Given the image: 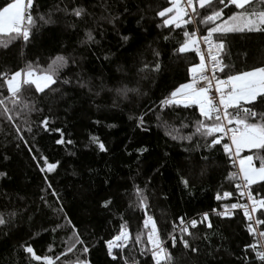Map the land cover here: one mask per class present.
Returning a JSON list of instances; mask_svg holds the SVG:
<instances>
[{
    "label": "trees",
    "instance_id": "obj_1",
    "mask_svg": "<svg viewBox=\"0 0 264 264\" xmlns=\"http://www.w3.org/2000/svg\"><path fill=\"white\" fill-rule=\"evenodd\" d=\"M5 2L0 0V6ZM56 4L67 5L69 9L83 5L91 15L77 19L55 13L54 23L37 21L29 42L13 40L6 49L0 47V72L16 71L26 61L38 60L46 65L48 58L57 53L71 55L77 66L68 75L74 82L76 72L84 80L90 78L92 92L73 83L61 87L66 93L63 98L60 93L44 97L22 86V97L34 98L41 111L17 115L19 108L14 109L10 101H6L7 107L13 110L5 114L0 106V172L6 173L0 176V213L6 220L10 213H17L7 227L0 226V264H44L26 254L22 245H31L38 256L52 257L53 264H62L66 258L74 259L71 254L56 259L63 250L62 240L71 234L70 227L55 233L50 230L56 222L66 223L62 218L57 220L56 209L61 206L89 248L85 254L89 264H123L122 260L113 261L107 255L105 241L117 234L123 221L127 222L133 237L142 229L144 214L139 209L129 208V203L135 200L133 184L141 188L147 185L148 215L156 220L162 238L172 231L173 224L178 226L174 233L177 245L172 248L170 241L165 244L171 255L163 264H246L229 243L226 228L231 223L222 222L223 218L212 212L235 203L238 190L226 179L227 172L234 170L231 162L220 146L211 152L203 149L185 152L188 143L172 140L156 119V114H160L177 127L180 122L174 112L187 117L185 123L203 119L195 105L189 109L165 108L162 113L159 109L161 99L181 83L189 82L187 69L199 62L194 52L180 55L174 51L177 41L183 38L182 29L191 31V26L163 25L164 18L157 17L156 12L169 7L168 0H34L30 11L36 18ZM101 5L107 6V12ZM230 10L241 11L229 6L224 10L225 15L230 14ZM109 13L119 17L114 24L107 20L95 23L101 14ZM86 28L95 29L98 44H81ZM200 29L203 33L204 26ZM122 36L129 39L123 41ZM164 36L169 39L164 40ZM224 39L222 58L232 66V73L264 67V32L229 33ZM156 51L158 57L154 54ZM157 62L161 65L159 71H139L143 65L151 68ZM219 78L224 79V73ZM101 83L107 85L103 91L99 88ZM121 85L138 91L129 92L126 99L117 96L115 91H108ZM96 92L99 95H95ZM3 95H8L6 90ZM149 108L153 111H148ZM142 113H146L143 128L136 126L135 119H129L130 115ZM8 116H12V120ZM45 117H49L48 130L41 124ZM56 128L61 132L54 131ZM183 134H187L186 129ZM90 137L98 138L107 151L101 152ZM61 138L65 143L57 144ZM68 140L73 143L67 144ZM224 142L222 140V144ZM141 148L147 151L139 154L137 149ZM33 155L38 159L42 155L49 163L59 161V164L52 172H41ZM202 155L209 158L203 160ZM245 155H253L254 163L259 166L255 157H264V151L247 150ZM40 163L43 166V162ZM181 177L187 179V187L181 183ZM53 189L59 194V200L51 195ZM250 190L264 196V188L259 185H253ZM225 191L232 195L226 200L215 198L218 193L223 197ZM41 196L47 203L41 201ZM108 199L112 203L106 209L101 205ZM261 211L264 210L255 213L256 218L264 219ZM205 212L209 213L213 227L208 229L198 224L195 229L189 228L193 236H184L190 244L185 249L179 242L178 218L183 217L185 222L192 218L199 220ZM234 220V226H241V220ZM246 222L249 223L247 219ZM259 230L264 231V225H259ZM143 231L146 239L147 229ZM193 247L196 252L191 250ZM116 251L114 249V254ZM124 255H128L127 249ZM136 259L139 264L145 261L154 264L150 252L137 255Z\"/></svg>",
    "mask_w": 264,
    "mask_h": 264
},
{
    "label": "snow or ice",
    "instance_id": "obj_2",
    "mask_svg": "<svg viewBox=\"0 0 264 264\" xmlns=\"http://www.w3.org/2000/svg\"><path fill=\"white\" fill-rule=\"evenodd\" d=\"M34 0H6L0 6V37L6 36L7 39H0V47L7 48L9 43L13 40H21L29 42L33 35V30L37 28V21L41 24L54 23L52 19L55 13H63L64 15H72L77 19H82L85 15H91L83 5H76L69 9L67 5L63 7L60 4L52 6L48 12L38 14L36 18L31 14V9ZM62 2V0H61ZM169 7L156 12V16L163 19L164 26H174L175 28H182L183 26H191L192 30L188 31L182 29L183 38L177 41V47L174 51L177 54L183 55L188 52H194L199 57L198 63L191 64L187 71L190 74V80L187 83H181L174 88L168 95L159 101L160 112H164L165 108L174 110L176 108L189 109L195 105L199 110V116L203 119H196L195 121L187 120V117H181L179 113H173L175 118L179 120V127L175 124L169 123L168 120L163 119L160 114H156L158 126L165 130V134L174 141H186L189 147L184 149L185 152H199L201 149L208 152L216 150L217 146L221 147L222 152L227 156V160L231 162L233 167H237L238 171H228L226 179L233 182V186L239 191L241 197L246 195L249 203H231L223 206V211L213 209L212 212L217 216L231 217L234 212L231 210L242 209L243 216L249 221L247 231L255 238L258 236L264 241V231H257L253 226L264 225V219L255 218L258 210H264V196H261L257 191L253 194L251 187L259 185L264 188V157L257 156L259 166L254 163L253 155L240 156V153L245 150H260L264 151V67H257L250 71H240L232 73V66L224 63L223 58L219 56L225 50V36L229 33H252L264 32V0H168ZM229 6H234L235 9L241 11H231L230 14L225 15V9ZM104 7L107 12V6ZM202 10V11H201ZM127 11V9H125ZM170 14V15H169ZM166 17V18H165ZM119 17L115 15L101 14L95 23L107 20L109 24H114V21ZM143 19V17H141ZM204 26L203 33L198 35L201 31L200 26ZM159 27V25H157ZM95 29L86 28L84 30V39L81 44L92 45L98 44L99 41L95 37ZM215 36V40L213 37ZM123 41H127L129 37L122 36ZM168 40V36L163 37ZM206 46L202 50L200 45ZM157 57L159 52L154 53ZM108 59L107 56L104 57ZM210 62V68H209ZM77 66L75 57L71 55H63L57 53L53 57L48 58L46 65H41L39 61H26L23 67L12 72H0V95H3L6 90L8 95H3L0 99V106H3L5 114L12 111L6 105V101L15 108H19L17 115L20 112L25 114L33 111H41L42 109L36 107L34 98L22 97V86L24 90H33L37 95L42 94L44 97H49L55 93H60L63 98L66 93L61 91L62 86H68L75 83L78 87L87 89L92 92L91 79L84 80L79 72L75 73L76 80L68 75ZM161 65L159 62L149 68L145 64L140 72L159 71ZM226 69L228 71H226ZM211 73L209 75L208 73ZM224 73L225 78L220 79L216 74ZM215 81V92L219 94L218 101L210 96V89L213 87ZM107 87L106 84L101 83L99 88L103 91ZM108 91H115L117 96L127 98L129 92H137L135 88H128L127 85H121L114 89L109 88ZM95 95H99L96 92ZM115 105V100L113 101ZM232 109V112H229ZM51 111V108H49ZM148 111H153L149 108ZM142 113L138 116H129V119H135L136 126L143 128L145 121ZM12 120V116L7 117ZM49 122V117H45L41 124L45 130ZM234 125V127H230ZM187 130V134H183V130ZM146 130V129H145ZM19 131V128H17ZM31 131V128L28 129ZM56 132H61V129H54ZM227 136L230 142H224L223 138ZM23 140V137L20 138ZM92 143H96L101 152H106L105 145L96 137H90ZM27 144V141H24ZM57 144H63V138L56 141ZM72 144L71 140L66 142ZM147 151L146 148L137 149L139 154ZM29 152L32 149L29 148ZM207 155H202L201 159L207 160ZM32 159L37 163V167L41 172L54 171L59 161L49 163L47 157L36 155ZM43 162L41 166L40 162ZM6 173L0 172V176ZM47 181V177H45ZM181 183L186 187L188 185L187 179L181 177ZM51 189V184H48ZM147 185L141 188L139 185L133 184V195L135 200L129 203V208L139 209L144 215L142 218V229L135 233L133 237L129 231L127 222L123 221L120 224L119 231L110 240L105 241L107 245V255L113 261L122 260L123 264H139L136 259L137 255L144 256L150 252V259L154 264H163L171 253L165 244L170 241L171 247L175 248L177 245V237L174 235L177 225L173 224L172 231L166 232L162 238L160 230L157 228V222L153 216L148 215L149 203L146 195ZM51 195L59 200V194L53 189ZM232 193L225 191L223 197L218 193L217 200L228 198ZM41 201L47 203L44 196L40 197ZM112 203L111 199L105 200L102 207L108 208ZM56 211L59 213L57 220L63 219L66 223H55V227L50 230L55 233L58 229L65 227L71 228V234L66 239L62 240L63 250L56 256L59 260L61 256L68 257L71 254L72 258H66L62 264H89V260L85 255L89 248L81 239L76 226L72 224L67 215L63 213L62 206ZM17 215L16 212L9 214V219L6 220L3 213H0V226L7 227L11 222V218ZM264 215V211H261ZM179 237L180 244L188 249L190 247L189 241L184 239V236H193L189 228L195 229L198 224H204L206 228L213 227L209 220V213L205 212L201 215L199 220L192 218L185 222L183 217H179ZM143 229H147L146 239ZM48 229H46L47 231ZM77 245L80 247L77 248ZM150 246V248H149ZM23 251L26 254H31V257L36 261H43L44 264H53V258L50 256H38L34 252L31 245H22ZM51 248V246H50ZM114 249L117 251L114 254ZM128 250V255H124V250ZM196 252V248H191ZM244 256L241 257L246 264H264V243H249L244 246L242 250ZM252 256L249 259V256ZM83 256V259L81 257ZM146 264V261H145Z\"/></svg>",
    "mask_w": 264,
    "mask_h": 264
},
{
    "label": "rangeland",
    "instance_id": "obj_3",
    "mask_svg": "<svg viewBox=\"0 0 264 264\" xmlns=\"http://www.w3.org/2000/svg\"><path fill=\"white\" fill-rule=\"evenodd\" d=\"M233 127V126H230ZM249 149H245L240 153V156L243 157L244 151H247ZM225 221L226 218H223ZM247 222L245 220L241 221V226H234L232 223L229 227L226 228V234L229 240L230 245L232 246V249H234V252L236 256L243 257L244 252L242 251L244 249V246L249 243H253L252 235H250L247 231ZM252 256H249V259H251Z\"/></svg>",
    "mask_w": 264,
    "mask_h": 264
},
{
    "label": "built area",
    "instance_id": "obj_4",
    "mask_svg": "<svg viewBox=\"0 0 264 264\" xmlns=\"http://www.w3.org/2000/svg\"><path fill=\"white\" fill-rule=\"evenodd\" d=\"M201 33L200 32H198V35H200ZM213 39L215 40V36L213 37ZM200 47H201V49L202 50H205L206 49V46L205 45H203V44H201L200 45ZM223 53L224 52H222V53H220L219 54V56L222 58V56H223ZM210 62H209V68H210ZM209 75H211V73L209 72L208 73ZM218 77L221 75V73H217L216 74ZM215 81H213V87L210 89V96H212L213 97V99H215V100H217L218 101V98H219V94L218 93H216L215 92ZM223 140L225 141V142H230L229 140H228V137L227 136H225L224 138H223ZM236 171H238V168L237 167H234V170H233V172H236ZM227 198H222L221 200H226ZM235 203H241V204H246V203H249L248 201H247V197H246V195L244 196V197H241L240 196V194H239V191H238V195L237 196H235ZM224 210V209H223ZM222 210V211H223ZM231 211H233L234 212V215H232L231 217H236L238 214H240V212H243V210L242 209H235V210H231ZM254 215V217L256 218V214H253ZM256 229H257V231L259 232L260 230H259V225H253ZM252 238H253V241H254V243H257L258 244V247H259V244L260 243H264V241H262L258 236H256L255 238L253 237V235H252Z\"/></svg>",
    "mask_w": 264,
    "mask_h": 264
},
{
    "label": "crops",
    "instance_id": "obj_5",
    "mask_svg": "<svg viewBox=\"0 0 264 264\" xmlns=\"http://www.w3.org/2000/svg\"><path fill=\"white\" fill-rule=\"evenodd\" d=\"M234 219H238V220H245L246 221V219H245V217L243 216V215H241V214H238L236 217H231V218H226V220L224 221L223 219H222V222H227V223H232L233 221H235Z\"/></svg>",
    "mask_w": 264,
    "mask_h": 264
}]
</instances>
